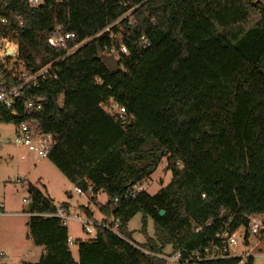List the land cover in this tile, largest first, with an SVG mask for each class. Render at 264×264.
Listing matches in <instances>:
<instances>
[{
    "label": "trees",
    "instance_id": "1",
    "mask_svg": "<svg viewBox=\"0 0 264 264\" xmlns=\"http://www.w3.org/2000/svg\"><path fill=\"white\" fill-rule=\"evenodd\" d=\"M0 3L23 22L12 23L19 61L35 71L53 65L51 77L25 91L26 99H43L38 118L55 138L48 159L71 184L91 192L100 217L119 222L123 236L100 230L95 241H77L76 262L68 227L48 216L58 206L31 186L28 227L34 244L44 248L34 264H164L145 252L164 255L167 247L184 259L206 258L226 225L247 229L250 216H264L262 0ZM58 27L75 34L69 49L82 44L75 52L50 44ZM142 36L149 48L137 45ZM119 42L129 54L120 56L121 71L112 75L100 57L118 50ZM112 106L125 113L110 112ZM18 122L6 117L8 124ZM163 160L170 184L156 195L132 197L133 187L150 180ZM100 193L107 197L103 205L97 204ZM81 212L95 217L88 207ZM138 214L144 244L134 243L128 231Z\"/></svg>",
    "mask_w": 264,
    "mask_h": 264
},
{
    "label": "built area",
    "instance_id": "2",
    "mask_svg": "<svg viewBox=\"0 0 264 264\" xmlns=\"http://www.w3.org/2000/svg\"><path fill=\"white\" fill-rule=\"evenodd\" d=\"M25 3L30 7H40L44 4V0H25ZM5 7L6 4L2 7L0 3V129L5 125H9L6 123L8 114H11L12 117H16L19 122L11 123V125L15 127V131L13 132L15 136V147L26 149L29 153L35 155L38 160H45L48 159L50 150L55 145V138L53 135L44 132L42 122L38 118L43 110V99L38 97L26 99L25 91L36 88L39 79L51 77L50 72L53 65L35 71L33 69H27V67L19 61L18 44L16 42L18 33L12 30V23L14 18L19 21L20 26L23 25V22L21 18L16 16L13 12H5ZM130 14L131 12L124 18L128 17ZM106 31H109V28ZM116 37L117 36H112L115 41H118ZM75 38L74 33L58 27L51 36L50 44L55 48L66 49L67 54H71L82 45L80 44L69 49L68 42ZM136 43L142 49L149 48L152 45L151 41L146 36L137 39ZM118 45V50H113L110 53L108 52L107 55L114 54L120 59L121 55L127 56L129 54L124 44L119 42ZM37 64H40V62ZM109 110L120 116L125 113V110L119 109L118 106H112ZM25 116L27 117L25 118ZM177 165L180 166V163ZM148 184H151L150 180H144L135 185L131 192V196L135 198L141 192H147ZM74 190L77 194L84 195V192L80 188L76 187ZM203 198H205V195H203ZM2 215V205L0 204V216ZM48 216L62 220L63 224L67 226L66 223L70 220L69 207L58 206L56 213ZM76 218L84 234L89 238L88 240H97L100 230L109 231L123 238L119 230V222H115L106 216L96 219L94 217L89 218L82 213L81 216H77ZM241 229L245 231V234L249 233V235L254 234L264 237V216H250L247 229L239 228L233 231L230 224L226 225L225 229L217 236L219 243L214 246L212 254L208 255L206 258L195 255L190 259H184L181 253L171 254L170 252L164 255H156L149 252L145 253L162 260L164 264H191L231 258H241V263L245 264L248 258L252 256L247 252L243 253L244 255L241 257L237 256V237ZM199 230V228H195V233H198ZM68 244L69 246L74 244V241L70 237L68 239Z\"/></svg>",
    "mask_w": 264,
    "mask_h": 264
},
{
    "label": "rangeland",
    "instance_id": "3",
    "mask_svg": "<svg viewBox=\"0 0 264 264\" xmlns=\"http://www.w3.org/2000/svg\"><path fill=\"white\" fill-rule=\"evenodd\" d=\"M14 131L15 127L11 124L0 129V204L5 208L4 215L0 216V264H34L38 262L39 254L41 257L44 251L34 244L28 227L32 211L29 193L31 186L51 198L56 206L68 205L70 220L66 224L69 237L74 241L70 249L77 262V241H86L89 238L84 234L76 217L82 215V207H88L94 211V218H101L96 204L90 201L91 192L84 195L77 194L74 190L76 187L49 159L38 160L26 149L15 147ZM166 169L167 162L163 160L151 177V184L147 186L149 195H156L170 184L172 173L169 169L165 171ZM106 202V195L100 193L97 204L103 205ZM142 223V215L138 214L128 225V231L136 244L146 242V237L141 232ZM147 235L154 237V225L151 219L148 220ZM244 242L245 231L241 229L237 237V256L241 257L247 252L254 258L253 264H264V237L250 234L249 246ZM167 252H170V247H167Z\"/></svg>",
    "mask_w": 264,
    "mask_h": 264
},
{
    "label": "water",
    "instance_id": "4",
    "mask_svg": "<svg viewBox=\"0 0 264 264\" xmlns=\"http://www.w3.org/2000/svg\"><path fill=\"white\" fill-rule=\"evenodd\" d=\"M101 61L108 68L109 72L112 75H115L121 71V60L118 59L114 54L113 55H101ZM167 171V169L165 170ZM165 215L164 211H161L160 216L163 217Z\"/></svg>",
    "mask_w": 264,
    "mask_h": 264
},
{
    "label": "crops",
    "instance_id": "5",
    "mask_svg": "<svg viewBox=\"0 0 264 264\" xmlns=\"http://www.w3.org/2000/svg\"><path fill=\"white\" fill-rule=\"evenodd\" d=\"M4 209H5L4 206H2L3 215H4ZM68 233H69V231H68ZM39 248H43V247H39ZM38 250H39V249H38ZM43 250H44V248H43ZM43 252H44V251H43ZM259 252L261 253L262 250H260ZM2 254H3V253H2ZM42 254H43V253H42ZM42 254H41V255H42ZM3 255H4V254H3ZM39 259H40V254H39L38 261H39ZM29 264H31V263H29Z\"/></svg>",
    "mask_w": 264,
    "mask_h": 264
}]
</instances>
